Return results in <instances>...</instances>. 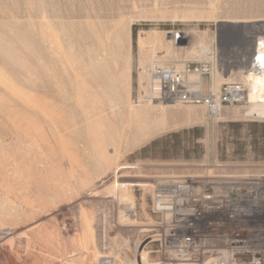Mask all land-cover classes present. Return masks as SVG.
Returning <instances> with one entry per match:
<instances>
[{
	"label": "rangeland",
	"instance_id": "1",
	"mask_svg": "<svg viewBox=\"0 0 264 264\" xmlns=\"http://www.w3.org/2000/svg\"><path fill=\"white\" fill-rule=\"evenodd\" d=\"M211 13L212 17L209 16ZM57 16H65L64 18L68 21L69 28L64 29L63 35L65 44L68 46L67 53L71 54L69 59L78 54L77 57L84 59L85 62L95 60L98 65L101 64L99 61H104L102 56L104 49L101 45L102 40H99V43L96 38L104 41L102 32L104 26L117 25L123 19L128 24L130 20L127 43L130 99L135 109L139 105L146 106L147 102L150 103V107L146 106L148 110L145 120L147 124L145 140L135 145L130 143V138H134L135 131H131L134 128L130 130L128 127L126 130L133 132V135L126 131L125 134L128 135L121 141L113 138L101 143L104 146V155L96 154V144L90 138V127L88 128L87 125H92L98 121V118L106 115L107 118L109 117L108 123H114L119 127L120 120H123L125 115L124 108L121 109L122 104L117 105L120 106L119 109L117 106H115L117 108L113 107L110 102L107 105L101 101L102 108L92 112V116L91 112L88 116H86L87 113L84 115L86 105H78L81 109L75 107L77 104H74L76 100L73 96V93L77 92L81 86V77H77L78 81L76 77H71V61L68 57L61 58L62 64H60V57H53L54 68L48 70L47 73H50L48 77L52 75L49 78L52 80L54 70L57 68L61 70L62 67L64 89L67 91L65 90L61 95L60 81L58 82L59 79L54 77L52 81L48 79L47 90L42 98L49 104L54 103L61 107L65 102L64 112L63 109L62 112L60 111L61 116L60 112L51 111L50 116L54 117L57 124L49 119L48 122L37 112L32 114L34 117L38 114L36 116L38 122L43 124L48 122V127L44 126V129L50 139L49 145L54 148L46 151L47 156L40 157L35 146L29 157L22 152V146L18 141L14 138L15 141H13L9 133L0 130V200L4 201L6 196L13 199L11 201L14 202L12 206L15 209L37 208L42 218L49 210L55 209L57 221H63L58 223L68 228H63L64 231L68 230L66 233L69 232L67 242L80 239L82 243L81 257L77 262H73L68 253L70 264H91V261H93L92 264H160L158 244L152 241L151 237L155 233L152 225L160 218L154 202V191L160 183L182 174H264V117L261 116L264 111V85L261 88L254 81L252 77L254 70L249 58L250 44H252V50L260 46L264 49V0H0V27L6 28L5 31L10 35L14 33L13 37L20 29L26 30V28L39 37L40 34L43 35V29L48 22L52 23V28L56 30ZM11 17L14 18L11 19ZM109 20L110 23H108ZM16 22L19 23L17 26H11ZM246 24L249 28L245 32L243 26ZM253 24L256 27H253ZM96 30L99 35L95 33ZM244 40L249 48L243 46ZM97 42L103 50H98L100 45L97 46ZM41 45L48 55L53 54L47 41L42 40ZM78 45L81 46L80 49ZM202 46L205 50L207 49V53H203ZM116 61L113 70H115L114 74L119 76V68L121 69L124 63L119 57ZM93 63L96 64V62ZM172 65L183 72L185 82L194 97L193 101L160 103L149 98L151 78L149 84L146 83L142 79L143 70L149 69L152 74L157 66ZM74 80L79 82L77 87V82ZM86 81L92 85L89 80ZM237 85L243 89V95L233 101L224 100L226 89ZM115 89L116 87L113 90ZM72 91L74 92L71 93ZM69 94H72L71 97ZM60 97L66 101L61 100ZM100 99L101 97H98L99 101ZM149 109H155V111ZM121 110L123 113L120 112ZM157 112L160 114L157 115ZM162 113H165L164 116L167 119L164 121L165 124L162 122L160 124L159 121ZM75 116H78V119ZM62 117L64 120L60 121ZM64 121L66 124L72 122L66 125ZM68 125H72L69 130H67ZM159 125L166 126L165 132L158 127ZM61 126H65L66 130ZM57 133L65 134V137L78 138L75 146L77 145V148L79 146L77 151L80 154L78 153L77 158L71 159L73 166L70 164V159L63 157L60 150L56 149L55 140L59 136ZM114 134L112 128L100 133L102 137H114ZM8 139L10 143L13 141V148L4 143L5 140L9 142ZM17 148H19L18 152H16ZM11 151L16 152L20 165L14 167L11 162V164L8 162L10 160L6 159L9 156L8 152ZM27 164L29 166H26ZM52 164L55 165L52 166ZM13 167L14 171L11 169ZM54 169L57 170L56 173H52ZM71 169H74L73 175ZM84 179L91 181L83 188L81 187L82 199L77 196L76 185H81V180ZM121 182L126 185H122ZM149 187L152 189L150 190ZM118 188L126 190L128 194L131 192L130 202L132 205L135 204L133 205L135 215L126 220H129L127 223L135 225L130 229L118 222L120 213L125 209V205L119 200ZM54 195H57L58 199L52 204L49 199ZM0 207L2 208L1 205ZM86 216L93 218L91 226L95 236L93 244L88 243L85 232ZM17 222L20 223L18 229L22 244L13 241L8 245L13 247L15 257L20 256V258H16L18 261H13L6 257L4 264H42L43 259L38 253L39 250L33 246L35 244L33 233L25 228L24 221ZM90 245H94L97 252L93 251V246L91 248ZM66 248L69 251V245ZM16 249L29 250L28 262L24 261L23 254Z\"/></svg>",
	"mask_w": 264,
	"mask_h": 264
},
{
	"label": "bare ground",
	"instance_id": "2",
	"mask_svg": "<svg viewBox=\"0 0 264 264\" xmlns=\"http://www.w3.org/2000/svg\"><path fill=\"white\" fill-rule=\"evenodd\" d=\"M197 10L199 11V9H197ZM212 13L209 14L210 17H212V15H213ZM66 14H68V13H66ZM122 16H124V15H122ZM57 17H58V19L56 20V23L55 22L54 23L57 24L58 28L55 30L54 28H52L53 24L48 22L45 25V29H43L44 30L43 35L40 34V36H42L41 38H39L40 36L37 37V35H34L35 32L32 34L29 29L26 28V30H22V29H20L21 27L19 28L20 32L18 31V33L16 35H14V37H13L14 33H12V35H10L9 33H7L5 31L6 28L4 29V27H0V130H2V131L4 130L6 133H9L12 140L14 138L16 141H18V143L21 144L22 149H23V151L21 149H20V151H22L23 153H25L29 157H30V154L32 153V150L35 146H36V150H38V156H40V157L41 156H47L46 151L54 148V147L52 148L49 145L50 139L46 133V130L44 129V126L48 127V122H49L48 119L51 120L54 124H57L54 117L52 115L50 116V113H51V111L60 112L62 109H63L62 111L64 112V108H65L64 103L65 102L62 104V107L64 106L62 108L61 106H57L54 103L49 104L46 100H44L42 98V96L45 94V92L47 90L46 89V83H47L48 79L52 77V75H51V77H48V75L50 73L48 74L47 72H49L48 70L50 68H54V62L55 61L53 60V57L58 56V57H60V59L68 57V60L71 61V65H70V63H69V65L71 66V69H70L71 70L70 71L71 77L74 76L72 78L76 77V80H77V77H81L80 82L81 81L82 82H81V86H79L78 91L77 92L75 91V93H73L74 91H72L71 93H73V96L75 97V100H76V102L74 104H77V105H75V107L77 106L79 108L78 105H80V106L86 105L85 106L86 111L84 110L85 113L83 112L84 115H86V113H87L86 116H88V114H90V112H91V116H92L93 115L92 112L96 111L98 108H102L101 101H103L107 105L110 102V104L113 107L117 106L118 104H120V105L122 104L121 109L124 108L123 111H124L125 117L123 116V120H120L121 123H120L119 127L114 125V123L113 124L108 123L107 119L109 117L107 118L106 115L103 117H100V119L98 118V121L93 123L92 125H90V124H89L90 126L87 125L88 128L90 127L89 128V132L91 135L90 138L96 144L95 145L96 154L104 155V151H103L104 146L101 143H103L107 140H113V138L121 141L124 136H127L128 134L126 135L125 132L127 131L126 129L128 127L130 130L132 128H134L131 131H133V130L135 131L134 138H132V137L130 138L131 141L127 137L129 139L130 143H134V145H135L136 143L144 141L145 140V133H146L145 127L147 125L146 121H145L146 116H147L146 111L148 110V108H146V106L150 107L149 106L150 103L147 102L148 104L146 106L145 105H139L138 108L135 109V107L133 108L134 105L132 104L131 99H130V89H129V80L130 79H129V66H128V53H127V43L129 40L128 39V34H129L128 27L130 26L129 25L130 20L128 21V24H127V21L125 19H123L119 24L116 23L117 25H112V26L106 25V26H104V30L103 31L101 30L104 33L103 34L104 41H103V39L96 38L99 43L102 40L101 45L103 46V49H104V50L101 49L102 48L101 45L97 42V46L100 45V48L98 47V50L100 49V50L104 51V53H102V56L104 57L103 58L104 61H99V64L100 63L102 64L103 62L104 63H103V65L100 64L101 65L100 66V65H98L97 61H95V60H93L92 62H87V61L85 62L84 59L77 57L78 54L76 55V57H74V55H73V56H71V59H69V57H70L69 55H71V54L68 55V53H67L68 52V49H67L68 46H66V44H65V39H64L65 36L63 35V33L65 32L64 29L69 28L68 27L69 25L67 24L68 21L64 18L65 16L64 17L57 16ZM12 18H14V17H11V19ZM46 18H48V17H46ZM52 21H54V20H52ZM17 22L14 23V25L12 24L11 26H17V24H19ZM108 23H110V20ZM28 24H30V23H28ZM252 26L256 27L254 24ZM243 27H244L243 31H245V32L249 28V27L247 28V24L244 25ZM100 28H102V25H100ZM12 29L15 30L16 28H12ZM7 30H9V29H7ZM43 30H41V31H43ZM98 30H96L97 32H95V33H97L99 35ZM10 32H12V31H10ZM95 33H94V36H95ZM98 37L101 38V36H98ZM42 40L47 41L49 43V45L51 46V48H52L51 51L53 53L51 55L52 57L47 54L48 53L47 51H46L47 52L46 53L45 51H43L44 49L41 48ZM203 44H205V43H203ZM204 46L206 47V45H204ZM243 46L245 48L248 46L246 40L243 41ZM251 46H252V44H250V48H249V46H248V48H249V51H251V53H249V58L251 59V66L254 70V74L252 77H253L254 81L258 85H260V87L262 88V86L264 85V49L262 48V46H260L258 49L252 50ZM78 47L80 49L81 46L78 45ZM205 47H203L204 48L203 53L204 52L207 53V49L205 50ZM118 57L124 63L122 65V68L121 69L119 68V71H120L119 76L114 74L115 70H113L115 68V64L117 63L116 60ZM97 59H98V57H97ZM88 61H90V59H88ZM57 62H58V59H57ZM61 62H62V59L60 61V64H62ZM93 62H96V64ZM249 65H250V63H249ZM58 66H60L59 63H58ZM57 67H55V69ZM120 67H121V65H120ZM61 72H62V67H61V70H60V68H57L56 70H54V72H53L54 76H53L52 80L55 79L56 77L59 79L57 81L58 82L60 81V86L62 88L60 93H61V95H63V93L65 92L66 89H64V86H65L64 81H63L64 77L62 75L63 73H61ZM71 77H70V79H71ZM150 78H151V71L149 69L145 70V71L143 70L142 79H144L145 82L149 84ZM78 79H80V78H78ZM49 80H51V79H49ZM76 80H74V81H76ZM86 80H89L92 85L87 83ZM56 83H54V84H56ZM78 84H79V82H77L76 87L78 86ZM115 85H117V86H115ZM146 86H144V88H146ZM113 87L114 88L116 87V89L113 90L114 89ZM69 89H68V91H69ZM146 92H147V90H146ZM98 94H102V95L99 96ZM71 95L72 94H69L70 97H71ZM114 96H116V97H114ZM144 96H143V98H144ZM98 97L99 98L101 97L100 101L98 100ZM260 97H262V96H260ZM60 98H62V97H60ZM61 100H63V98ZM63 101H66V100L64 99ZM103 105H105V104H103ZM260 105H262V104H260ZM73 107H74V105H73ZM73 107H72V109H73ZM117 107H115V108H117ZM67 108H68V106H67ZM118 108L120 109V106ZM74 109H77V108H74ZM79 109H81V108H79ZM77 110H76V113L79 111V110L78 111ZM149 110L155 111V109H153V110L149 109ZM157 110H160V109H157ZM261 110H263V109L261 108ZM261 110H260V112H261ZM161 111H163V110H161ZM34 112H37L38 114L42 115L41 117L45 118L48 122H46V123L44 122L45 124L38 122V120L36 119V116L38 114L34 117L33 116V114H35ZM61 112H60V115H61ZM120 112L123 113L122 110ZM260 112L258 111V113H260ZM262 113H263V115H261V116L264 117V111ZM158 114H160V113L157 112V115ZM79 115H81V114H79ZM119 115L121 116V114H119ZM164 115H165V113H162V116L159 118L160 124H161V122H162V124H165L164 121L167 120ZM100 116H102V115H100ZM71 117H72V115H71ZM75 117L78 119V116H75ZM52 118H53V120H52ZM63 118L64 117L60 118V121H61V119L63 121L64 120ZM69 118L67 120H69ZM82 118H84V117H82ZM86 118H88V117H86ZM56 119L59 120L57 117H56ZM114 119H116V118H114ZM70 120H72V119L70 118ZM70 122H72V121H70ZM70 122H67V124ZM63 123L66 124L65 121ZM73 123L75 124L77 122L73 121ZM61 124H59V125H61ZM118 124H119V122H118ZM77 125H78V123H77ZM70 126H72V125L67 126L68 127L67 130H69ZM61 127L64 128L65 126H61ZM158 127H161V126L159 125ZM158 127H157V129L160 130V128H158ZM111 128L115 132L114 137H111V136H109V137L103 136L102 137L100 135V133H104L106 130H109ZM64 129L66 130V128H64ZM161 129H162V131L165 132L166 126H162ZM71 131H72V129H71ZM75 131H77V130H75ZM87 132H88V130H87ZM127 132H129V131H127ZM129 133L130 134L132 133L131 135H133V132H129ZM1 134H3V133L1 132ZM71 134H73V133H71ZM58 135L59 136L56 138V140L54 139L56 144H57L56 149L60 150L63 157L69 158L70 164L73 166L71 159L73 160V159L77 158L80 154L77 151V150H79V146H78V148L76 147L77 145L75 146V143H77L78 138H76V136L75 137H72V136L71 137L70 136L65 137L64 136L65 134L64 135L58 134ZM35 136H36V139H35ZM115 139H114V141H115ZM15 140H13V141H15ZM8 141H9V139H8ZM13 141H12V143H13ZM4 143H7L8 145L12 146V148H13V144L10 143V141L6 142V140H5ZM15 144H17V143L15 142ZM1 146L3 147V144ZM15 147H16V145H15ZM18 149L19 148H17L16 152H18ZM13 150H16V149H13ZM1 152H3V151H1ZM16 152H14V151L8 152L9 156H8V158H6V159L10 160L8 162L9 163L11 162L14 167L21 164L18 162L19 159L17 160ZM24 157H25V155L23 156V158ZM101 158H103V157H101ZM26 160L29 161V159H25V161ZM24 164H26V163L24 162ZM82 164L83 163H81V165ZM54 165L55 164H52V166H54ZM26 166H29V165L27 164ZM14 167L11 169L12 170L15 169ZM45 167H46V165H45ZM18 169H20V167H18ZM65 169H66V167H65ZM73 170L74 169H71L72 175H73ZM96 170L98 171V169H96ZM41 171H43V170H41ZM56 172H57L56 169L52 170V173H56ZM26 173H28V172L26 171ZM29 174L31 175V173H29ZM93 175H94V173H93ZM2 176H4V175H2ZM80 176H81V174H80ZM97 176H98V174H97ZM88 180L89 179L81 180L82 181L81 185H76L77 189L76 188L75 189L78 192V194L76 192L78 197L82 198L80 190H81V187L83 188L85 186V184H87V183L89 184V182L91 180L90 181H88ZM138 184H139V182H138ZM122 185H126V184L122 183ZM152 187H149V189L151 190ZM72 192H74V191H72ZM129 194L127 193L126 190H120L119 191V194H118L119 200H120V202H122L125 205V209L123 210V212H125V213L124 214H123V212L120 213L118 222L120 225L126 226L130 229V228L134 227L135 225L132 223L129 224L130 222L127 223L129 220L128 221H126V220L128 219V217H132L135 215L134 206H133L135 204L132 205V203L130 202V199L132 196L130 197ZM22 195H24V194H22ZM25 196H26V193H25ZM57 199H58V196L54 195V196H51V198L49 200L52 204H54L57 201ZM11 200L13 201V199H9V197H7V196H6L4 201L0 200V205L2 206V208L0 207V264H4V259L6 257H9L13 261H18V259H16V258H20V256L15 257V253L13 252V249H12L13 247L8 245L10 242H13V241H18L19 243L22 244V242H21L22 240L19 238L20 233H19L18 225H20V223L17 222L19 220L24 221L23 223H25V228L33 233V239L35 242V244L33 246L36 249L38 248V250H39L38 253L43 259V261H41V262H43L42 264H70L69 263L70 259L68 257V253H70L71 260L73 262H77L79 260V258L81 257V244L82 243H80V239H77L76 241H73L70 243L67 242V237H68L67 234L69 232L66 233L68 230L64 231V229H68V228H64L65 225H62V224H61L62 225V227H61L60 223H58L59 221L61 222V220L57 221L58 219L56 217V210L55 209L49 210V212H47L44 215V217L42 218L41 215L38 214L39 209H37V208H31V209H22V208L17 209L16 208L15 209V208H13L14 202H12ZM24 201H26V200H24ZM41 206H43V205H41ZM48 207H50V206H48ZM59 215H61V214H59ZM42 219H43V221H41ZM44 220H46L47 222H45ZM92 221H93L92 216H86V218L84 219V227L86 230L85 232L87 234V239H88L89 244H93L94 237H95L93 232H92V229H91ZM61 223H63V221ZM75 235L78 236V234H75ZM68 245L70 247L69 251L66 250L67 249L66 247ZM27 246H30V245H27ZM86 246H88V245H86ZM91 246H93V248ZM90 247L93 249V251L97 252V248L94 245H90ZM14 248H17V247H14ZM36 249H34V250H36ZM17 251L23 254L25 262L29 259L30 252L28 249H18ZM17 251H16V254H17ZM93 257L95 258L96 256H93ZM92 262L93 261H91V264H92ZM107 264H109V263H107Z\"/></svg>",
	"mask_w": 264,
	"mask_h": 264
},
{
	"label": "built area",
	"instance_id": "3",
	"mask_svg": "<svg viewBox=\"0 0 264 264\" xmlns=\"http://www.w3.org/2000/svg\"><path fill=\"white\" fill-rule=\"evenodd\" d=\"M149 92L154 102L194 100L173 65L153 69ZM242 92L229 87L224 100ZM154 202L160 264H264V174L174 176L156 187Z\"/></svg>",
	"mask_w": 264,
	"mask_h": 264
}]
</instances>
